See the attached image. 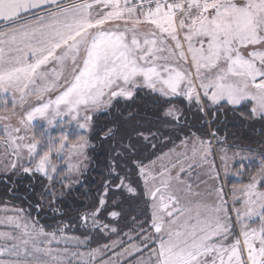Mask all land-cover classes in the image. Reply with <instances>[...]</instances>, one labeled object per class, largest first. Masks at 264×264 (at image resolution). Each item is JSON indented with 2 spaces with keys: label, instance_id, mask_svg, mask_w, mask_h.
<instances>
[{
  "label": "snow or ice",
  "instance_id": "6c2138e0",
  "mask_svg": "<svg viewBox=\"0 0 264 264\" xmlns=\"http://www.w3.org/2000/svg\"><path fill=\"white\" fill-rule=\"evenodd\" d=\"M0 183V264H264V0H0Z\"/></svg>",
  "mask_w": 264,
  "mask_h": 264
},
{
  "label": "trees",
  "instance_id": "16d2710c",
  "mask_svg": "<svg viewBox=\"0 0 264 264\" xmlns=\"http://www.w3.org/2000/svg\"><path fill=\"white\" fill-rule=\"evenodd\" d=\"M260 124H256L254 128L249 129L247 127H243L240 125L238 121H234L231 118L225 121L224 126L222 127V133L226 134L230 140H236L239 142L240 137H247L249 142H255V140L260 139ZM255 146V145H254ZM101 162L98 166H95L93 170L89 173L88 177L85 180L84 185L80 188V191L76 194L74 198H68L67 200L61 202L62 210L65 212L67 216H76L79 211L84 210V208L88 207L94 200L95 195L99 189L100 182L103 179L101 175L105 171V167L103 164V157L100 158ZM29 181L24 179L20 182V192L18 195H23V190L25 185H27ZM2 200H11V203L16 204L18 206L26 207V202H22L18 199H12L5 195V186L0 183V201ZM47 223H52L51 219H47ZM93 247L95 245H92Z\"/></svg>",
  "mask_w": 264,
  "mask_h": 264
}]
</instances>
